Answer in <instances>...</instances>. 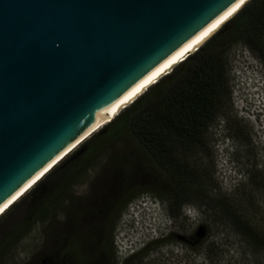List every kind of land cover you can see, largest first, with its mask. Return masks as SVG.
Wrapping results in <instances>:
<instances>
[{"label": "water", "instance_id": "obj_1", "mask_svg": "<svg viewBox=\"0 0 264 264\" xmlns=\"http://www.w3.org/2000/svg\"><path fill=\"white\" fill-rule=\"evenodd\" d=\"M238 1L0 0V208Z\"/></svg>", "mask_w": 264, "mask_h": 264}, {"label": "trees", "instance_id": "obj_2", "mask_svg": "<svg viewBox=\"0 0 264 264\" xmlns=\"http://www.w3.org/2000/svg\"><path fill=\"white\" fill-rule=\"evenodd\" d=\"M236 42L254 50L264 64V0L245 1L200 45L11 203L0 214V226L14 210L21 208L22 213L0 228V264L4 250L28 232L35 221L49 216L58 201H69L67 232L53 236L57 245L45 253L46 264H111V256L116 260L115 225L129 204L144 194L162 202L171 219L181 215L183 207L202 193L199 173L188 160V153L202 142L229 94L227 51ZM101 158V189L85 203L70 196L69 186ZM247 180L264 184L253 174ZM232 201L225 197L217 201L231 231L248 249L264 254V219L259 226L251 224ZM165 236L146 244L160 242Z\"/></svg>", "mask_w": 264, "mask_h": 264}, {"label": "rangeland", "instance_id": "obj_3", "mask_svg": "<svg viewBox=\"0 0 264 264\" xmlns=\"http://www.w3.org/2000/svg\"><path fill=\"white\" fill-rule=\"evenodd\" d=\"M258 83L264 84L260 56L242 43H233L227 51L229 94L202 142L188 153V160L199 173L202 193L184 207L186 213L172 218L168 227L161 216L165 207L159 200L138 198L130 203L113 230L116 260L111 256V264H264V254L248 249L231 231L217 202L221 197L232 198L251 224L259 226L264 219V184L247 180L252 174L264 180V88ZM103 169V158L94 161L67 193L84 203L90 201L101 189ZM139 202L145 203L146 211L142 209L145 213L132 221L127 210ZM68 204V200L58 201L49 216L35 221L28 232L4 250L2 264H46L45 253L57 245L53 236L67 232ZM21 213V208L14 210L5 224L18 219ZM160 223L165 225L166 238L146 244L121 262L129 255L128 250L142 241L144 228L156 232ZM127 241L131 243L124 247Z\"/></svg>", "mask_w": 264, "mask_h": 264}, {"label": "bare ground", "instance_id": "obj_4", "mask_svg": "<svg viewBox=\"0 0 264 264\" xmlns=\"http://www.w3.org/2000/svg\"><path fill=\"white\" fill-rule=\"evenodd\" d=\"M242 4L243 3H241L239 0L231 9H229L219 19H217L212 25H210L205 31H203L199 36H197L193 41H191L187 46H185L180 52H178L175 56H173L170 60H168L165 64H163L149 77L143 80L139 87H137L120 103H118L114 108H112L108 113H106L103 116L104 119H108V118L110 119L115 113H117V111H119L121 107L125 106L130 101V99L136 96L137 91L142 92L145 86L147 87L152 81H155V78L157 79L163 71L170 69L175 63H177V60L180 57H183L188 51L194 49L201 41H203L206 37L212 34L224 21H226L229 17H231L242 6ZM48 166H46L40 172H38L17 194H15L10 200H8L0 208V214L4 210H6V208L10 205V203H13L18 197H20L25 191H27L29 187H31L45 172H47L50 169V167L48 168Z\"/></svg>", "mask_w": 264, "mask_h": 264}, {"label": "clouds", "instance_id": "obj_5", "mask_svg": "<svg viewBox=\"0 0 264 264\" xmlns=\"http://www.w3.org/2000/svg\"><path fill=\"white\" fill-rule=\"evenodd\" d=\"M154 81H152L151 83H153ZM150 83V84H151ZM258 85L261 87V88H264V84L262 85L261 83H258ZM141 199L142 198H145L147 201H155L157 202L158 199L155 198V197H152L148 194H144L140 197ZM140 205V206H139ZM145 206V203L143 202H139L137 205H135L133 208H129L127 210V217L130 218L132 221L136 220L137 219V216L139 215H143L146 211V208L144 207ZM142 209H145L144 212H141ZM183 214L187 212V210L183 207ZM163 220H164V224L166 225V227L169 226L170 222H171V218L170 216L167 214L166 210L164 209L163 210V214L161 215ZM164 224L160 223L157 227V231L156 232H153L152 229H150L149 227L147 228H144L145 230V233L146 235L144 236V238L142 239V241H140L137 245H135L133 248H130L128 250V252L126 254H130L136 250H138L139 248H141L143 245H145L147 242L153 240V239H156V238H161L163 236H165L167 233L164 232V228H162V226H165ZM165 227V228H166ZM151 231V232H149ZM131 243L129 241L127 242H123V245L124 247H127V245Z\"/></svg>", "mask_w": 264, "mask_h": 264}, {"label": "snow or ice", "instance_id": "obj_6", "mask_svg": "<svg viewBox=\"0 0 264 264\" xmlns=\"http://www.w3.org/2000/svg\"><path fill=\"white\" fill-rule=\"evenodd\" d=\"M240 2H241V3H243V2H244V0H240Z\"/></svg>", "mask_w": 264, "mask_h": 264}]
</instances>
